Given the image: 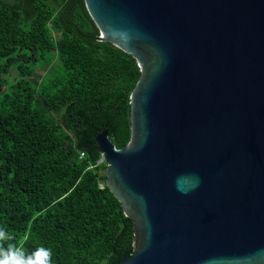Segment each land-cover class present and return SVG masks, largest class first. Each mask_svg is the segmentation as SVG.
I'll return each mask as SVG.
<instances>
[{
  "label": "water",
  "instance_id": "obj_1",
  "mask_svg": "<svg viewBox=\"0 0 264 264\" xmlns=\"http://www.w3.org/2000/svg\"><path fill=\"white\" fill-rule=\"evenodd\" d=\"M131 55L130 138L95 137L121 264H264V0H83Z\"/></svg>",
  "mask_w": 264,
  "mask_h": 264
},
{
  "label": "trees",
  "instance_id": "obj_2",
  "mask_svg": "<svg viewBox=\"0 0 264 264\" xmlns=\"http://www.w3.org/2000/svg\"><path fill=\"white\" fill-rule=\"evenodd\" d=\"M98 34L83 0H0V229L12 236L0 253L121 264L134 250L94 139L127 144L140 72Z\"/></svg>",
  "mask_w": 264,
  "mask_h": 264
},
{
  "label": "clouds",
  "instance_id": "obj_3",
  "mask_svg": "<svg viewBox=\"0 0 264 264\" xmlns=\"http://www.w3.org/2000/svg\"><path fill=\"white\" fill-rule=\"evenodd\" d=\"M0 239L11 240L12 236L4 229H0ZM3 259L0 264H49L50 250L47 248H37L31 255L25 257L23 251L9 244L2 253Z\"/></svg>",
  "mask_w": 264,
  "mask_h": 264
},
{
  "label": "rangeland",
  "instance_id": "obj_4",
  "mask_svg": "<svg viewBox=\"0 0 264 264\" xmlns=\"http://www.w3.org/2000/svg\"><path fill=\"white\" fill-rule=\"evenodd\" d=\"M9 76H10V78H12V77H14V76H16V75L14 74L13 71H11ZM36 76H37V75H36Z\"/></svg>",
  "mask_w": 264,
  "mask_h": 264
},
{
  "label": "built area",
  "instance_id": "obj_5",
  "mask_svg": "<svg viewBox=\"0 0 264 264\" xmlns=\"http://www.w3.org/2000/svg\"><path fill=\"white\" fill-rule=\"evenodd\" d=\"M83 154L81 153V156H82ZM98 163H100V162H98Z\"/></svg>",
  "mask_w": 264,
  "mask_h": 264
}]
</instances>
